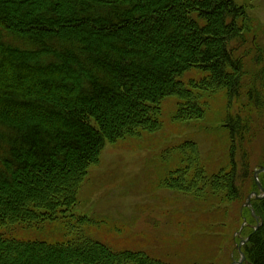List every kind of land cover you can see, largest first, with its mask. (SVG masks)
Segmentation results:
<instances>
[{"label": "trees", "instance_id": "1", "mask_svg": "<svg viewBox=\"0 0 264 264\" xmlns=\"http://www.w3.org/2000/svg\"><path fill=\"white\" fill-rule=\"evenodd\" d=\"M249 21L236 0H0V231L65 230L53 242L0 234V264H170L87 237L92 221L73 213L78 194L107 144L161 130L166 100L188 122L204 119V93L225 92L232 109L244 88L257 92L263 70L245 83ZM190 72L202 74L186 83ZM249 119L227 115L228 168L208 174L189 142L160 188L196 199L225 227L246 199L241 172L254 179L249 160L239 168ZM259 180L264 189V173ZM251 184L248 194L259 192ZM245 220L242 264H264V197L235 225Z\"/></svg>", "mask_w": 264, "mask_h": 264}, {"label": "rangeland", "instance_id": "2", "mask_svg": "<svg viewBox=\"0 0 264 264\" xmlns=\"http://www.w3.org/2000/svg\"><path fill=\"white\" fill-rule=\"evenodd\" d=\"M236 4L245 8L251 20L247 24L248 43L242 51L250 53L245 59L248 73L245 83L250 87L249 78L264 71V0H236ZM187 74L186 83L199 79L202 73ZM252 82H255L257 92L244 88L241 99L232 109H228L225 92L204 93L205 117L198 121H177L179 101L168 99L162 104L159 132L144 133L140 138L115 145L107 144L100 164L89 170L73 212L92 221L82 228L84 234L114 251L145 252L170 264H233L240 261L236 241L240 240L247 222L243 221L238 228L235 221L246 208L249 196L256 199L254 193L262 195L260 191L248 194L251 183H256L255 177L249 182L241 172L240 184L246 199L243 205L230 209L234 220L228 217L225 227L214 226V216L200 213L194 207L196 199L162 189L159 183L168 175V170L178 164L176 148L189 142L197 145L208 174L228 168L231 141L226 118L229 113L233 117L244 115L253 124L244 139L237 135L240 155L243 151L249 153V158L242 159L239 168L242 170L249 160L255 175V171L264 166V79ZM251 102L257 103L255 111L251 110ZM235 226L237 229L232 230ZM0 234L53 242L60 240L65 230L63 224L53 223L41 226L39 230H1Z\"/></svg>", "mask_w": 264, "mask_h": 264}, {"label": "water", "instance_id": "3", "mask_svg": "<svg viewBox=\"0 0 264 264\" xmlns=\"http://www.w3.org/2000/svg\"><path fill=\"white\" fill-rule=\"evenodd\" d=\"M262 173H264V167H261L259 170H257L256 172H255V175H254V177H255V180H256V183H257V186H258V188H259V190H260V192L261 193H264V190H263V188H262V185H261V183L259 182V175H261ZM255 197H256V199H260V198H262L261 196H259L257 193H254L253 194ZM251 199H252V196H249V198H248V202H247V205L248 206H250V202H251ZM257 229V228H256ZM246 242V241H245ZM244 261V257H242V261H240V262H235V263H233V264H242V262Z\"/></svg>", "mask_w": 264, "mask_h": 264}, {"label": "bare ground", "instance_id": "4", "mask_svg": "<svg viewBox=\"0 0 264 264\" xmlns=\"http://www.w3.org/2000/svg\"><path fill=\"white\" fill-rule=\"evenodd\" d=\"M260 168H261V167H260ZM260 168H259V169H260ZM259 169H257V170H259ZM257 170H256V171H257ZM256 171H255V172H256ZM259 176H260V175H259ZM263 190H264V189H263ZM247 202H248V201H247ZM250 203H251V202H250ZM246 207H248V208H249V206H248V205H246ZM250 208H251V204H250ZM245 241L247 242V241H248V239H247V240H245ZM245 241L242 243V246H243V245L246 243ZM242 246H240V247H239V251H240V252H241V247H242ZM242 257H244V256H243V255H241V260H240V261H242ZM240 261H238V262H240ZM243 262H245V257H244V261H243ZM243 262H242V263H243ZM234 263H235V262H234Z\"/></svg>", "mask_w": 264, "mask_h": 264}]
</instances>
